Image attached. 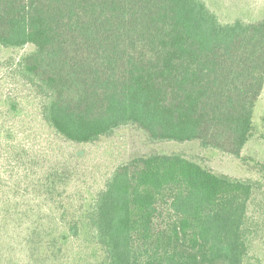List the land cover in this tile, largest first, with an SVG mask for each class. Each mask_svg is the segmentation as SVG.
Instances as JSON below:
<instances>
[{
  "label": "trees",
  "instance_id": "trees-1",
  "mask_svg": "<svg viewBox=\"0 0 264 264\" xmlns=\"http://www.w3.org/2000/svg\"><path fill=\"white\" fill-rule=\"evenodd\" d=\"M260 9L223 21L207 0H0L3 170L22 165L14 118L30 105L72 144L134 126L241 159L264 89ZM79 159L54 154L23 178L11 169L0 264L246 263L260 180L176 151L134 156L89 184Z\"/></svg>",
  "mask_w": 264,
  "mask_h": 264
},
{
  "label": "rangeland",
  "instance_id": "rangeland-1",
  "mask_svg": "<svg viewBox=\"0 0 264 264\" xmlns=\"http://www.w3.org/2000/svg\"><path fill=\"white\" fill-rule=\"evenodd\" d=\"M218 12L221 20L232 18L234 12L242 8L246 18L253 19L258 10L264 6V0H207ZM19 95V93H16ZM21 121L14 118L16 137L19 141L16 152L22 154V165L16 170L10 168L4 171L3 157L6 149L0 147V186L6 188L5 180H11V169L23 178L27 171L51 160L54 154L67 155L76 158L82 177H86L89 184L95 183V178L106 171L114 170L118 165L129 161L137 155L151 152H183L193 159H203L213 170L239 178L260 180L253 202L250 204V225L254 230V241L249 257L245 264H264V179L259 173L257 163H264V89L258 98L253 115V135L241 150V159L203 149L200 142H152L138 128L131 126L118 130L110 138L102 139L96 144L78 145L65 141L50 134L39 122L33 105L25 107ZM31 163L32 166L24 164ZM5 165H8L4 162ZM20 182L24 183V179ZM16 183V182H14ZM13 183V184H14ZM23 186V185H22ZM24 187V186H23ZM20 188V186H19ZM7 192L0 188V205L5 200Z\"/></svg>",
  "mask_w": 264,
  "mask_h": 264
}]
</instances>
